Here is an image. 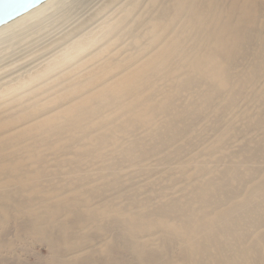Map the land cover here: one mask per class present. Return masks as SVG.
<instances>
[{
    "label": "bare ground",
    "instance_id": "1",
    "mask_svg": "<svg viewBox=\"0 0 264 264\" xmlns=\"http://www.w3.org/2000/svg\"><path fill=\"white\" fill-rule=\"evenodd\" d=\"M79 2L0 26V260L264 264V0Z\"/></svg>",
    "mask_w": 264,
    "mask_h": 264
},
{
    "label": "rangeland",
    "instance_id": "2",
    "mask_svg": "<svg viewBox=\"0 0 264 264\" xmlns=\"http://www.w3.org/2000/svg\"><path fill=\"white\" fill-rule=\"evenodd\" d=\"M86 1V0H85ZM82 2H84V0H81V2H79V3H82ZM78 3V2H77ZM83 4H85V3H83ZM81 4H77V8H79V7H82V6H80ZM76 8V9H77ZM75 9V8H74ZM72 10L73 12H76V9L75 10ZM71 14V13H70ZM69 14V15H70ZM68 15V14H67ZM67 16V17H70V16ZM64 20H66V19H64ZM63 20V21H64ZM49 39V38H48ZM47 40V39H46ZM45 40V41H46ZM40 53V52H39ZM46 53H48V54H50V52H46ZM44 54V56L46 57L48 54H45V52L43 53ZM42 54V52H41V55L40 56H42L43 55ZM40 56H35V58L37 59L38 58V60H34V63H33V57L32 58H30V59H28V62H27V60H26V62H23V61H21V62H23L24 64H22V63H20V64H16V65H14V66H16V68H18V69H16V68H9V71H7L5 74L7 75V73L8 72H10L9 73V76L11 75V76H15V74H17L18 72H22V71H25L26 69L28 70V69H30L31 67L33 68V67H35V61H36V64L37 63H39V62H41V60L43 59V57L44 56H42V59H41V57ZM44 57V58H45ZM30 60V61H29ZM38 61V62H37ZM30 62H32L33 63V65L32 66H30L29 64H31ZM29 63V64H28ZM26 64H28L29 66H26ZM40 64V63H39ZM18 65H21V66H23V68L25 69V70H21V69H23L21 66H19V67H21V68H19L18 67ZM13 66V67H14ZM37 66V65H36ZM27 67H29V68H27ZM15 69V70H14ZM16 72V73H15ZM15 73V74H14ZM5 74L3 75L4 77H5ZM2 76V77H3ZM0 78H1V76H0ZM93 174L95 173V172H92ZM15 230H13L12 228H10L9 230H8V235L7 236H4L3 238H2V240H5L6 239V241H8L9 242V240L10 239H12V238H14L15 240V243H16V245H18L19 247H25L23 244H25V243H28V240H22V239H18V238H16L15 236ZM7 243V242H6ZM28 250H30V249H28ZM35 250L36 251H38V252H40L41 253V255H35V254H33V253H31L30 251V253H25V252H23V253H21L20 254V257H21V259H23V260H25V262H23V263H21V262H13V261H7V260H5V259H1L0 260V264H52V259H51V255L49 254V252H48V250L45 248V247H43V246H39V245H37L36 247H35Z\"/></svg>",
    "mask_w": 264,
    "mask_h": 264
},
{
    "label": "water",
    "instance_id": "3",
    "mask_svg": "<svg viewBox=\"0 0 264 264\" xmlns=\"http://www.w3.org/2000/svg\"><path fill=\"white\" fill-rule=\"evenodd\" d=\"M47 0H0V26L22 16Z\"/></svg>",
    "mask_w": 264,
    "mask_h": 264
}]
</instances>
